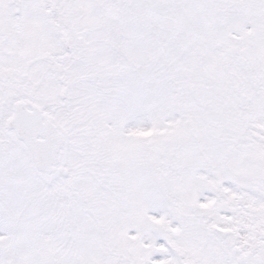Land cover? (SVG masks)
<instances>
[{
    "label": "snow or ice",
    "instance_id": "obj_1",
    "mask_svg": "<svg viewBox=\"0 0 264 264\" xmlns=\"http://www.w3.org/2000/svg\"><path fill=\"white\" fill-rule=\"evenodd\" d=\"M0 264H264V0H0Z\"/></svg>",
    "mask_w": 264,
    "mask_h": 264
}]
</instances>
